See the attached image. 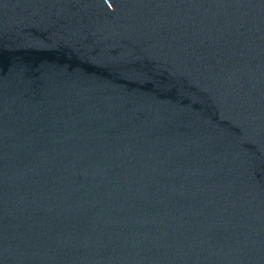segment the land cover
<instances>
[{"label": "water", "instance_id": "95a60500", "mask_svg": "<svg viewBox=\"0 0 264 264\" xmlns=\"http://www.w3.org/2000/svg\"><path fill=\"white\" fill-rule=\"evenodd\" d=\"M0 264H264V0H0Z\"/></svg>", "mask_w": 264, "mask_h": 264}]
</instances>
